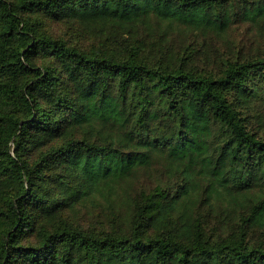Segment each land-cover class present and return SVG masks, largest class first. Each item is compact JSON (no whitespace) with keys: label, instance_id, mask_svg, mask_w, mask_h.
<instances>
[{"label":"trees","instance_id":"trees-1","mask_svg":"<svg viewBox=\"0 0 264 264\" xmlns=\"http://www.w3.org/2000/svg\"><path fill=\"white\" fill-rule=\"evenodd\" d=\"M0 264H264V0H0Z\"/></svg>","mask_w":264,"mask_h":264},{"label":"rangeland","instance_id":"rangeland-1","mask_svg":"<svg viewBox=\"0 0 264 264\" xmlns=\"http://www.w3.org/2000/svg\"><path fill=\"white\" fill-rule=\"evenodd\" d=\"M240 38V44L242 43H248L251 39L254 37V32L252 28H247L246 24L239 26V28L234 29L231 31L230 38ZM222 45H219L221 47V50L225 49V44L222 43Z\"/></svg>","mask_w":264,"mask_h":264}]
</instances>
